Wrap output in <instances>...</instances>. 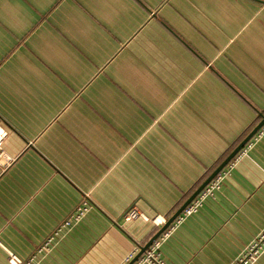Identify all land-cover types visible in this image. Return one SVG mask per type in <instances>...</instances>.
Returning a JSON list of instances; mask_svg holds the SVG:
<instances>
[{"label": "crops", "instance_id": "crops-1", "mask_svg": "<svg viewBox=\"0 0 264 264\" xmlns=\"http://www.w3.org/2000/svg\"><path fill=\"white\" fill-rule=\"evenodd\" d=\"M261 113V0H0V264H129ZM256 133L156 240L165 264H232L264 232Z\"/></svg>", "mask_w": 264, "mask_h": 264}, {"label": "built area", "instance_id": "built-area-1", "mask_svg": "<svg viewBox=\"0 0 264 264\" xmlns=\"http://www.w3.org/2000/svg\"><path fill=\"white\" fill-rule=\"evenodd\" d=\"M264 133V125L257 131V137H260ZM5 135V132L2 130L0 131V140ZM225 177L224 175H219L215 179H213L207 187L203 189V191L183 210V212L179 215V217L175 220L176 223H180L181 220L185 217L191 216L192 214L196 213L198 209L202 206L203 201L208 197L212 196L213 192L215 190H218L223 179ZM87 206L86 203H84V206L77 209V212L73 215H71L66 221L63 222L52 234L50 238L47 239L45 244L38 250V253H41L43 251L49 250V246L52 243L53 239L57 237L63 230L69 228L71 226L72 222H78L83 212L85 211V207ZM142 215L136 210L131 209L123 216L124 222H129L132 220H136L138 218H141ZM166 220H158L154 219L153 223L155 226L160 227L165 224ZM159 243L158 241L153 242V244L146 250V252L137 260V264H165L163 260L160 259L159 253ZM264 252V232L261 233L253 242L248 245L242 253L239 255L238 258L232 263V264H254L259 256ZM132 256H129L127 258L126 262L131 261L133 258ZM10 264H33L34 263V257L30 258L28 262L22 263L21 260L16 258L13 255H10L9 258Z\"/></svg>", "mask_w": 264, "mask_h": 264}, {"label": "water", "instance_id": "water-1", "mask_svg": "<svg viewBox=\"0 0 264 264\" xmlns=\"http://www.w3.org/2000/svg\"><path fill=\"white\" fill-rule=\"evenodd\" d=\"M264 2L263 0H261ZM260 121L250 131V133L232 150V152L223 160L217 169L205 180V182L186 200V202L165 222V224L156 232V234L140 248L138 254L131 260L129 264H134L146 250L155 242L179 217L183 210L203 191V189L212 181V179L223 169V167L232 159L246 144V142L264 125V114H260Z\"/></svg>", "mask_w": 264, "mask_h": 264}]
</instances>
